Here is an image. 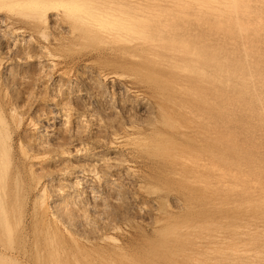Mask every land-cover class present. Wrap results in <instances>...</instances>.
<instances>
[{
    "label": "rangeland",
    "instance_id": "1",
    "mask_svg": "<svg viewBox=\"0 0 264 264\" xmlns=\"http://www.w3.org/2000/svg\"><path fill=\"white\" fill-rule=\"evenodd\" d=\"M116 4L115 0H0V17L11 24V28L1 29L5 41L0 42V264H243L241 240L246 247L258 245L264 252V238L260 233L264 230V125L260 124L264 117L263 36L259 35V43H254L251 52L256 69H250L257 82L251 95L241 97L244 102H249L250 97L260 107V114L234 115L232 110L219 113L210 109L211 119L224 125V130L232 136L230 138L226 133L223 141L233 150L224 153L213 147L214 155H211L219 173L187 169L197 181L205 183L208 180L215 185L213 190L216 192L212 194L225 200V204L218 206L191 195L189 203L184 205L177 177L164 161L145 153L132 155L125 147L128 142L112 155L107 143L98 146L94 140L86 139L84 127L78 130L79 145L75 147L66 144L68 139L63 130H55L53 143L39 150L33 149L37 132L31 126L32 120L43 112L46 98L62 85L59 75L64 73L74 82L77 66L85 60L92 58L105 65L107 55L104 54L115 47L111 44L113 39L109 37L107 25L118 17L120 3ZM111 5H115L113 11ZM106 6L110 9L106 10ZM125 6H129V2ZM59 30L62 35H57ZM123 46L133 48V45ZM230 47L229 44L220 51L238 50V45ZM127 52L118 55L125 64L138 62L145 69L153 62L145 50H142L143 55ZM20 57L29 59L26 65L19 62ZM97 57L100 58L97 60ZM34 58L49 62L53 58L55 62L51 67L41 63L38 68ZM137 90L149 92V95L152 91L151 87ZM205 94L210 100L218 98L208 90ZM229 99H223L227 106L231 102ZM69 127L67 123L65 129ZM40 130L49 132L48 129ZM154 133L146 135L156 140L157 133ZM98 149L103 159L106 156L105 162L110 157H119L120 163L127 167L112 168L107 179H113L117 173L127 174L135 180L130 187L133 188L126 191L127 200L112 203L107 196L105 204H93L84 194L78 201L76 196L82 193L81 186L74 184L75 194L67 198L63 195L57 202L60 219L55 222L46 214L49 176L61 170L57 166L65 162L67 155L93 153ZM83 178L100 191L94 173L85 172ZM67 181L73 184L75 180ZM172 200L178 202V208L172 207ZM91 206L98 211L96 214L88 211ZM211 216L217 221L210 225L206 219ZM63 222L69 227L85 225L84 237L64 228ZM147 224L158 227L150 229ZM191 225L196 226L190 232L192 237H182Z\"/></svg>",
    "mask_w": 264,
    "mask_h": 264
},
{
    "label": "bare ground",
    "instance_id": "2",
    "mask_svg": "<svg viewBox=\"0 0 264 264\" xmlns=\"http://www.w3.org/2000/svg\"><path fill=\"white\" fill-rule=\"evenodd\" d=\"M115 1L117 2L116 6L120 3L118 17L116 19L113 17L115 20L110 23V26L107 23V27L110 28L109 31L105 30L109 33V37L112 36L113 43L111 44L120 48L112 47V51L109 49L110 52L104 54L107 55L104 58L105 65L95 62L92 58L78 65L74 82L64 73L59 75L62 85L46 98L43 104V112L36 115L32 120L31 126L37 132L33 149L39 150L53 143L55 130H63L68 139L66 144L75 147L79 145L78 130L84 127L87 133L85 138L94 140L98 146L107 143L112 155L121 147L124 148L123 145L128 142L125 147H127V152L130 151L132 155L145 153L164 161L177 177L176 181L182 191L181 196L184 205L189 203L191 195L201 197L207 203H217L218 206L225 204V200H220L221 198L212 194L216 192L213 190L215 185L210 181L207 182L208 180H205V183L197 181L187 169L199 168L198 171H206L211 174L219 173L216 161L212 157L214 155L213 147L216 146L218 150L221 149L224 153L233 150L223 141V136L226 133L230 138L232 136L226 132L228 130H224V125L217 124L211 119L210 109L219 113L232 110L234 115L247 116V114L254 112L260 114V107H257L250 97L249 102L246 100L244 102L241 97L251 95L257 82L253 77V71L250 69L251 67L253 70L256 69L251 52L254 50V43L255 45L259 43V35L264 37V0ZM127 2H129V6H125ZM99 4L101 5V3ZM97 7L99 8V6ZM114 7L115 5L111 7V10ZM55 15L57 14L55 13ZM55 15L53 18L59 17L58 15L55 17ZM106 22L108 21L106 20ZM4 27L11 28V24L0 17L1 43L5 41L4 35L1 33V29ZM57 28L59 29L58 26ZM105 30L104 32H106ZM62 34L61 30L57 31V35ZM124 44L133 45V48H125ZM229 44L231 47L238 45V50L230 47L235 54L230 51L225 53L220 51ZM108 45L109 48L110 44ZM128 50L136 55H143L142 50L147 51L153 61L151 66L143 69L138 62L125 64L118 55L126 53ZM107 51L106 47L105 52ZM31 53L30 55H32ZM99 58L97 57V60ZM40 59L42 60V58L33 59L34 65H37L38 68L42 66L41 63L51 67L55 62L53 58L50 62ZM21 61L22 64H25L29 59L21 58L19 62ZM149 86L152 90H150L151 94L149 95V92L146 94L150 98L144 92L142 94L137 90L139 87L149 90ZM207 90L212 92L214 98L216 95L218 98L208 99L205 94ZM224 98H230L231 102L228 103V106L224 103ZM5 108L7 109V107ZM261 121L259 123L264 125L263 116ZM67 123L70 127L65 129ZM249 125L248 127H250ZM40 129H48L49 132ZM154 131L157 133V137H155L158 141L152 140L148 134L146 135V133ZM201 139L206 141L202 143ZM102 157L100 150L93 153L86 151L83 154H69L64 159L65 162L58 164L57 168L58 170L61 168V170L55 171L56 173L49 176L46 214L55 222L60 219L57 213V202L63 195L67 198L75 194L74 184L81 186L80 193H82L76 196L78 201L84 194L93 204L95 202H99L101 205L105 204L107 196L110 197L112 203L127 200L125 199L127 197L125 196L126 191L135 180L132 181L127 174L120 175L117 173L116 175L112 174L113 179H107L112 168L127 167L120 163V160L117 159L119 157L113 156L111 158L109 156L107 162L104 161L106 156L105 159ZM85 172L94 173L100 191L95 190L89 182L84 180ZM70 178H74L73 184L67 181ZM172 202V207L178 208V202L173 200ZM88 211L92 214L98 212L93 206ZM213 216L206 219L210 225L217 221L212 218ZM62 224L67 230L70 229L73 233L84 237L83 227L85 225L83 227H72V225L69 227L67 222ZM58 227L60 228V226ZM147 227L156 229L158 225L147 224ZM195 228L194 225L187 227L188 230L181 236L187 237L189 235L192 237L190 232ZM260 233L264 238V230ZM240 243L242 244L240 257L243 258V264H264V252L259 250L258 245L246 247L244 241L241 240ZM216 252L218 251L216 250ZM250 257L252 258L248 259Z\"/></svg>",
    "mask_w": 264,
    "mask_h": 264
}]
</instances>
